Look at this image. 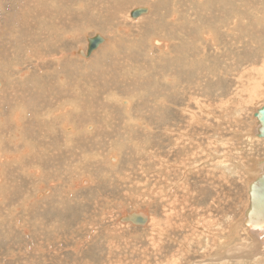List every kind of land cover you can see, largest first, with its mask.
<instances>
[{"label":"rangeland","instance_id":"374dc122","mask_svg":"<svg viewBox=\"0 0 264 264\" xmlns=\"http://www.w3.org/2000/svg\"><path fill=\"white\" fill-rule=\"evenodd\" d=\"M27 1H28V7L24 11V13L28 14L29 18L31 17L30 21L34 25L36 31L35 33L41 36V37H36L35 40L26 41L27 44H30L28 47L30 48V51L32 53L44 52V56L48 57L51 54L57 55V52L60 49H63L64 51L68 52L69 49L72 48L73 49L72 52H74V50L78 48L79 45L83 46V43L85 41L84 34L93 33V36L95 34H99L103 38L102 43L105 42L106 36L110 39L114 36L116 37L114 38L117 39L118 42V46L116 48L117 52L112 49H110L111 51H109L107 47L104 45L103 50L102 51L99 50V52H97V55H95L96 57L94 59H87L86 63H82L80 65H76L77 62L75 60L78 59L69 58L70 60H68L66 56L65 59L59 64L60 66H62V64L65 62L66 65L65 68L68 67L71 80L81 77V75L85 73L84 72L85 69L83 67H86L88 71H91V69L95 70V72L99 71L97 73H100L99 76L102 77V79L99 81L100 84L97 83L95 85L97 86L96 88L100 89L101 86H103L104 89H108L110 87H113L111 86V84L113 85V82L115 81L114 78L116 79L115 82L117 83L119 82L118 83L119 85L122 82L121 78L124 79L123 77H120L125 75L124 71L121 70L123 67L121 64L124 61L127 60L130 63V65L138 64L140 66L142 64L141 65L142 67H149L150 62L158 61V60H153V57L151 56L148 50L149 34L143 33L141 35L137 33V31H134L135 26H133L136 23L134 21H136L138 18L150 16L152 21L155 23V25L159 27V28L152 27L153 32H155V30L156 31L163 30L162 28H163L164 20L162 22L159 15L156 14L154 7L152 8L154 4L160 7L158 0H128L126 3L123 4L124 8L127 9H126V13H122L123 21L121 22V24H118L120 20L114 21L113 19H110L112 15L105 13L104 11L98 10L99 8H97V4H98V2H96L97 0H86V1L57 0L58 7L53 13H50L49 11L47 0H27ZM258 1L263 2L264 0L262 1L257 0L255 3H257ZM0 2L3 4V10H4L3 12H0V20L3 21L4 20L3 14L5 13L6 10L9 9L10 0H0ZM230 2H228L227 5ZM108 3H111V1H108ZM81 4L85 5V7L82 6ZM147 4H150L151 8L147 6ZM231 5H232L231 8L233 10H235V8L238 10L239 7L237 6L236 0L235 1L232 0ZM234 5H236L238 8L234 7ZM136 6H146L147 11L141 14L143 16L139 15V17L137 18H133L131 17V15L129 16L127 12L130 8L132 9L133 7ZM94 8L95 10H93ZM90 10L92 11V13ZM162 10L164 12L169 11L164 9ZM177 11L179 12V10ZM238 12L242 14L241 11ZM47 14L51 15L49 21L41 23L38 18L40 17L42 18ZM250 16H252V14H250L249 16L248 15L243 16L242 21L245 24H247V21H249L248 18H250ZM246 17H248L247 18L248 20H246ZM252 17L250 18L249 22L253 20ZM117 18L118 17H116V19ZM170 19L171 20L169 22L174 21L173 18ZM110 22H112V24ZM70 25H72L74 30L76 31L75 34H78L76 35V37L79 36L77 41L75 42L73 38L67 36V34L70 31L69 30ZM119 25L121 26V28ZM210 25L214 26L212 23ZM98 26L102 30L105 27L104 29L105 31L104 32L96 31V30H100L96 28ZM117 26L119 27V30L122 32L120 31L115 32V29L113 28H117ZM128 26H132V27H128ZM128 28H132V29H128ZM63 29L69 31H63ZM256 31L257 30L251 31V33L254 32L253 36L254 35L256 36H254L255 37L254 38L252 37L251 34L252 37L251 41L246 40L248 44L245 43L246 41L243 42V44L245 43L246 46L245 44L236 46L239 48V50H237V48H234L235 52L233 51L234 54L232 57L234 58L233 61L230 57L225 61L221 60V62L219 60H206V61L204 60L206 67L202 63L201 65L202 69L199 71L201 67H197L196 65L193 66H196L198 69L193 70L191 68V70H188L190 67L187 66L188 65L187 60H183L185 53H183L182 56H180V54L178 55V59L181 58V60H178L177 62H173L175 59L172 58L168 59L172 62L171 67H174V69H172L171 72L175 73L180 78L184 76L185 79L187 80L186 83H188L183 88H181L182 91L185 89L183 95V101H182L184 103L182 104H186V106L190 107L193 113L191 114L188 113L187 115L184 114L185 116H183V113L182 115L174 114V112L169 113L170 114L169 116H171L170 118L173 121V128L174 127L182 128L183 130H186L183 132H189L188 134L189 136L187 135V137H189L187 138V144L183 145L187 147L185 155H187L188 158L185 155H181L182 153L180 154L179 151H181L182 148L178 149L179 151L176 148H175L176 150L174 149V143H176L177 140L180 141L181 137L184 138V135L178 136L172 134L167 137L165 129L162 128L157 132V136L156 137L154 136L152 139L138 138L137 139L138 141L141 140L139 142V145L137 146L138 151H136L134 146H133L134 150L132 148H129L126 151V147L128 146L127 143H124L123 147H121L120 144L119 150L121 152V155L118 152V148L116 149L113 148L115 154L117 155L112 156L115 159L113 161L110 160L109 162L111 164L117 162L116 163L117 167L109 166L111 164L107 162V158H106L109 147L108 144H105L103 149H101L102 147L99 149L103 154L101 153V157L99 158V160L94 163V168L93 170H91V172L90 169H92L91 167L93 166L82 165L83 169H85V173L92 177L93 180L92 183L89 185L88 183L84 185L83 184L75 185L78 182V178L80 174L77 176H73L71 178V181L75 179V181L72 184L75 188L73 192H71L70 190H66V185L71 184V181L69 182L70 180L69 174L63 172L62 169L60 171V173L62 174L61 179L64 180H62L61 183L58 182L57 183L58 185H56L55 187L54 186L53 188L51 187V192L49 191L44 196H37L38 200L35 201V205L38 204L39 206L37 205V207H33L32 209H29L26 214H25L26 208L23 207L22 205V200H23L22 197L24 196V190L26 187L22 189V191H20L19 193L14 194L9 198H8V194H6L7 200L0 201V264H140V263L141 264H196L198 261L205 260L208 254L213 253V251H216L222 245H224V240L213 243L211 240L212 235H215L214 231L220 228L222 230L223 235H227L229 233L228 237H226V239L228 240L226 246L230 248L229 250L230 252H232L231 254L238 255V252L234 250H236L237 247H239V245L243 243V241H249V238L247 236L248 235L247 232L248 229L246 228L247 226L243 224V226L239 227V232L232 233V235H230L231 233L230 231H227L228 230L227 226L229 225L230 222L233 223V221L235 220L242 219L243 222L244 211L249 201L248 192H247L248 190L247 182L249 181L248 176L251 174V177H253V173L254 174L257 173L255 169L256 162L264 158V138H260V137L257 138L255 136H251L256 126V119L253 116V111L257 107L259 108L261 105L264 104V52H263L264 43H262L261 45L258 41L262 37L257 36L263 34L264 32L261 31L256 32ZM60 33L63 34L62 35L63 37H61L60 40H58V43L55 44L50 38L54 36L59 37ZM114 33H118V34L115 35ZM186 33H190V31ZM192 33L194 34L193 30ZM140 35L143 37L141 38ZM194 38H198L197 35H195ZM203 38L207 40L205 36ZM133 39L134 41L132 45L131 42ZM252 39H254L255 42ZM41 40H43L44 45H40ZM262 40L264 39H261L260 42H264ZM138 42L139 43L143 42V43H140L139 45ZM256 42H258L259 45H261L263 51L260 49L259 46H257L258 43ZM129 44L132 45L133 48H131L130 51H127L126 46H129ZM154 45L159 46L157 44ZM250 47L251 50L253 51L255 50L254 53L256 52L257 54H254L253 51L251 50L249 51L248 49H250ZM25 48L26 46L24 47L22 45L20 46V49L22 51H24ZM137 48L139 49L137 50ZM240 50L242 51L239 52ZM157 51L158 50H156V54ZM248 51L250 52L249 56H248L249 53ZM237 52L240 54L236 55L238 54ZM142 57L144 60L142 59ZM156 57H158V54ZM163 58L164 61L162 62V64L164 65L168 60L167 57H163ZM243 58L245 61L242 60L243 62H241V59ZM27 60H28L27 65L32 68H36L37 65L47 67L50 66L52 63H55L52 60H48V59L35 60L33 58L27 57ZM229 60H231V62ZM238 60L240 61L238 62ZM214 61L217 62L214 63ZM210 62H212V65L214 67H217L219 69L215 68L216 70L211 69L209 71L210 67L209 68L207 67ZM221 63L223 64L222 65L223 68H221L222 67ZM230 63L233 64V65L231 64V67L229 65ZM216 64L217 65L220 64V65L217 66ZM235 66H237L238 70ZM20 67L21 69L23 68L22 65ZM226 67L228 69H226ZM229 68L231 70L230 75L229 73H227V71H229ZM225 69L227 71H225ZM234 69H236V71ZM16 70H17L16 68L11 69V71L14 72L12 76V79H14V81L9 80L7 75L4 74L3 72L2 74H0V82L3 79V76H5L7 79L6 84L8 86H13L15 81L20 77L19 74L17 76L15 75ZM55 70L57 71V68H55ZM150 70L151 72L149 73ZM156 70H158V68L151 67L148 70V75L147 72L144 76L139 74L143 77H137L135 80H129V82L131 84L138 83V85H141V87L145 86V90H149L150 85L148 84V82H150L149 81L150 78L147 76L151 74V78H153V75L157 72ZM247 70L248 72L249 70H251L249 72L250 75L248 74ZM252 70L253 72H255V75L253 74ZM201 71L203 72V75L205 74L204 71L205 72L208 71V72L204 76H202ZM95 72L93 71L91 75L88 74L86 77L88 76L90 78H92L91 76L95 77L97 74ZM158 73H159L158 74L159 76H157L158 78L154 77L152 81L156 80V82L161 83L162 73H160V71ZM220 73L222 75H220ZM102 74L103 76L105 75V77H103ZM65 75H67V69H65ZM199 75L202 77H200ZM224 77H227L228 79L227 78L225 79ZM237 77L238 78L242 77L241 80L243 81L240 80L236 82ZM106 78L108 79V81ZM112 80L113 82H111ZM58 83L60 85V82ZM78 83H80V81H78ZM122 83L126 84V81ZM16 85H17V89H19L20 91H25L28 89L32 90V95L35 98H37L36 105L41 109H44L47 106H54L56 104L55 102L58 98V87L34 86L33 83L30 81V77L27 74V71L23 75L22 81L17 83ZM118 86L116 89H118L119 93L122 95L128 94L130 92L129 90L131 91L133 90L132 87H129L128 90H124ZM241 88L243 89L241 90ZM155 89L156 90L154 91V94L153 93L151 94L149 90L150 95L148 94L143 95L144 99L143 97L142 98L137 97V100L139 101L140 99H143L144 101L143 100L141 101L143 102L146 101L145 103L147 105H149L150 107H154L153 105L155 104L153 102L157 104L155 97L156 98L161 97L162 95L159 94H162L163 92L166 91L165 89L162 90L158 87H156ZM239 89L240 92L238 91ZM94 90L95 89L93 87V91ZM197 90H198V94H197ZM92 92L90 93V91H88V94L89 95L91 94L90 96H92L93 95ZM157 93H159L158 96ZM177 94H179V91ZM153 95L154 97L152 98ZM151 98L154 100H152ZM196 98L198 100V104L196 103ZM192 101L194 104H192ZM189 103H191V105ZM199 104L202 105L200 106ZM193 105L194 106L197 105V106L194 107ZM167 106L169 105L167 104ZM167 106L165 104V107L162 109L168 108ZM115 107L118 112L119 111L121 112L119 106L116 103H115ZM154 108L155 110H157L158 106ZM216 108L218 109L216 110ZM202 109L203 111L204 110L206 111L203 112L204 114L202 113ZM197 110H199L200 112ZM9 112L2 111L0 115L2 118L5 119L6 116L9 114ZM14 112L16 111L14 110ZM76 114L78 113L72 112V115H76ZM192 114H194L195 116H192ZM152 117H151V121H153ZM197 119H198V123H200V124L197 123L198 125L196 124ZM0 124H2V122ZM166 124H168L169 126L168 122ZM194 125L195 128L193 129ZM29 128L31 127L29 126ZM194 130H196V133H193ZM161 131H165V134L163 132L161 133ZM145 134L147 135L148 133ZM139 135L142 137L145 136L143 134H139ZM29 137L31 138V140H33V142H39L40 146H42L43 142L45 141L43 137H38L37 133H34L32 137L29 135ZM53 137H56V135H54ZM58 138H60V136H58ZM219 138H222L223 140L220 141ZM109 139L111 140V138ZM123 141L124 139H122V143ZM182 141L184 140L182 139ZM220 143H222L223 145H221ZM149 149L152 151V153H150V155H147V151H149ZM172 149H174L175 151H173ZM187 151L189 152V154ZM216 153L219 155V156L217 155L218 157L216 156ZM125 154L128 155L125 156ZM178 154L180 156H178ZM196 155L198 158L196 157ZM117 157H118V161H117ZM177 158L179 159L177 161L181 160L180 161L181 164L186 163L183 166L187 167V169H185L184 167H176V166L169 167V163H171ZM192 158L194 159L193 161ZM141 159L142 162H139ZM161 159L163 160L165 159L164 164L163 162H159L161 161ZM186 159H188V162ZM216 160L217 162L226 161L228 162V164L234 165V167L236 166L234 173H226V171L225 172L222 171L221 167L219 168V165H217ZM21 161H18L17 163H13V164H9V162L11 161L6 162V164L3 166V169L5 168L3 173L6 176V180L8 181L10 179H20L19 181L24 180L27 182V184H29V179L27 177L28 175L25 172V168L28 167H25L22 170V172H21V167L23 166V164H29L31 162V158L30 161L24 159L22 164L19 165ZM200 161H202L203 164ZM214 161L216 162V164ZM190 162L192 163L189 164ZM198 162L200 164L196 165V167L195 166L193 167V165L195 163L197 164ZM211 163H213L214 165H211ZM45 164H46L44 167L45 171L41 172V176L39 178L30 176L32 177V180H36L40 182L41 181L47 182L49 180H53L52 179L53 176H51L50 174H53L55 176V173L53 172L54 169L48 170V169H52L50 162ZM145 164H147L148 166ZM95 165H98L99 168L98 166L96 167ZM164 166H166L167 168L166 167L165 168L169 170L167 171L168 172L167 175L164 173V171L162 172L161 170L159 171L158 169V168L161 169V167ZM86 168L89 170H86ZM146 169H148V174L146 172L147 171ZM153 169L155 173L153 172ZM248 169L250 174L248 173V171H246ZM144 171L146 172V174ZM159 172H161L160 175L158 174ZM149 175H151L152 177ZM144 176L145 178H142ZM119 177L120 178L125 177V178L120 180ZM137 177H139V180ZM161 177L162 178L164 177L163 178L164 180ZM156 178L157 179L159 178V180H157ZM128 180L129 181L132 180V181L129 182ZM127 181L129 183H127ZM147 181L149 183L152 181L150 183V186L152 185V188L150 186H147L149 185ZM133 182H137L136 184L137 187H134ZM138 183H140V185H142L143 183V186H140L138 188L139 186ZM49 185L50 184H47L48 187H50ZM164 185H166V187ZM168 185H169V189H168ZM21 187H23V184L21 185ZM125 187L126 189H124ZM141 187L142 188L145 187V189L143 188L144 189L143 190ZM149 187L151 189H149ZM120 188L123 190H120ZM130 188L132 191L130 190ZM158 188L161 189L159 190ZM162 189H164V192L162 191ZM31 191L32 192L34 191L33 193H35V189L32 190V187L30 186L29 192ZM137 191L138 192L140 191L139 194H137L138 193ZM5 192L7 191H4V193ZM122 192H124L125 194H122ZM126 192L128 193L126 194ZM157 192L158 193L163 192V193L160 196V193L158 194ZM134 194H137L135 195V197L136 196L138 197L135 198ZM157 194L158 197H156ZM168 195L170 198L168 197ZM165 196L166 198L169 199H166ZM0 198H3L2 192H0ZM11 201L14 202V206L16 207L15 210L11 209ZM181 203L183 206L181 205ZM163 205L166 208L169 207V209L167 208L164 210L165 207ZM135 209H146L147 213L151 215L152 218L151 220L154 221L150 220L147 226H143V225L140 226L131 223L121 224L120 222H118L117 217L120 216L119 214H121L120 212L122 210L125 213H128ZM178 209H179V213H178ZM9 210L12 211L11 215H5V213ZM172 211L176 213V215L173 214ZM109 212L111 214H109ZM160 212L163 215H161ZM22 216L25 218L23 224L20 223V220H17L18 217H22ZM176 216L178 218H176ZM165 217H167L169 220H167V218ZM16 222L22 224L25 228H27L26 230L28 231L26 232L21 231L22 227L20 225H15ZM172 222L173 224L175 222V226L173 227H172L173 225ZM151 226L153 227V229ZM155 226L157 228H155ZM159 228L162 230H160ZM177 228L178 229L180 228L181 230L180 229L177 230ZM171 230L174 232H172ZM206 231L208 232L206 233ZM208 235H210V237ZM164 237L166 238L167 241L164 240L165 239ZM147 239L149 241H147ZM208 239H210L209 240L210 242L207 241ZM201 241L203 244L206 243V245L205 246L202 245ZM40 245L44 249L43 253H40L39 251ZM48 248L50 249L48 250ZM156 248L158 250L157 252H156ZM207 252L208 254H206ZM255 260L256 263L258 262V264H260L261 256L260 255L256 256Z\"/></svg>","mask_w":264,"mask_h":264},{"label":"bare ground","instance_id":"6f19581e","mask_svg":"<svg viewBox=\"0 0 264 264\" xmlns=\"http://www.w3.org/2000/svg\"><path fill=\"white\" fill-rule=\"evenodd\" d=\"M108 1H111V3H108ZM127 1L128 0H107V1L97 0L96 2H98V4H97V8H99L98 10L104 11L105 13L112 15L110 19H113L114 21L120 20L118 22V24H121V22L123 21L122 20L123 19L122 13H126V9H127V8H124L123 4L126 3ZM227 1L228 2L231 1V2L227 5V3H228ZM233 1H235V0H233ZM256 1H253V0L252 1L251 0H236L237 6L239 8L236 5H234V7L238 8V10L235 8V10H236L235 11L231 8L232 0H206V1L205 0H203V1L202 0H158V3L162 9L169 10L168 12H164L156 4H154L152 6V8L154 7L156 14L159 15L162 22L164 20L162 29L165 31H163V30L156 31L155 30V32H153L152 27H155V28H159V27H157L155 25V23L152 21L150 16L138 18L136 21H134L136 23L133 25V26H135L134 31H137V33H139L141 35L143 33L149 34L148 50H149L151 56L153 57V60H158V61L150 62L149 67H142L141 66L142 64L140 66L138 64H137L138 66L136 64L130 65V63L125 59L128 63L126 61H124L121 64L123 66L121 70L124 71V74L126 76L124 75V76H120V77L124 78V79L121 78V80H122V82L126 81V84L121 82L122 84L120 83V85H119L118 84L119 82L118 83L115 82L116 79L114 78L115 81L114 82H113V80L111 81V82H113V85L111 84V86H113V87H110V88L107 87L108 89H104L103 86H101L102 89L101 88L98 89V88H96L97 86H95V85L97 83L100 84L99 81L102 79V77L99 76L100 73H97L99 71L95 72V70H93V69H91V71H88L86 67H83L85 69L84 72L87 74L83 73L81 75V77L77 78L78 80L77 79L71 80L68 67L65 68L66 67L65 62L62 64V66H60L59 63H61L65 59L66 56H67L68 60H70L69 58L78 59V60H75L77 62V64L75 63L76 65L86 63L87 59H94L96 57L95 55H97V52H99V50H101V51L103 50L104 45L107 47V49L109 51H111L110 49H112V50L117 52L116 48L118 46V42H117V39H115L116 37L114 36L115 38L112 37L110 39L107 36H106L107 38L105 36H103V37H105L106 40L104 43H102L103 38L101 37V35L95 34V35H99L101 37V41L99 42L97 47L92 50V52L90 53L89 56L87 55V42H88L89 38H92L95 36V35L93 36V33L92 34H84L85 41L83 43V46L79 45V47L76 48L74 50V52H72L73 51L72 48H70L68 52L64 51L63 49H60L59 51L57 50L58 51L57 55L51 54L48 57L44 56V52L32 53L30 51V48L28 47L30 44H27L26 41L35 40L36 37H41V36L35 33L36 31H35L34 25L30 21L31 17L29 18L28 14L24 13V11L28 7V1L27 0H10L9 9L6 10L5 13L3 14L4 20L3 21L0 20V74H2L4 72V74L7 75L9 80L14 81V79H12L14 72H12L11 69L16 68L17 70L15 71V75L17 76L19 74L20 75L19 78H21V79L18 78L15 81L13 86H8L6 84L7 79L5 76H3V79L0 82V103H1L0 104V114L2 113V111H6V112L10 111L5 119L2 118L0 115V123L2 122V124H0V192H2V194H3V198H0V201H4V200L6 201L7 200L6 194H8V198H9L14 194L19 193L20 191H22V189H24L26 187L24 190V196L22 197L23 198L22 205H23V207L26 208V211H25V214H26L29 209H32L33 207H37L38 204L35 205V201L38 200L37 196H44L49 191L51 192V187L52 188H53V186L55 187L56 185H58L57 184L58 182L61 183V181L64 180V179H61L62 174L60 173V171L62 169H63V172H66L67 174H69V176H70V180L68 177L69 182L71 181V178L73 176H77L80 174L79 178H78V182L75 185H80V184L84 185L87 183L89 185L93 181L92 177L85 173V169H83L82 165L93 166V167H91L92 169H90V172H91V170H93V168H94V163L96 161H98L99 158L101 157L102 152L99 150L101 147H102L101 149H103L105 144H108L109 149L107 151L106 158H107V162L110 163L109 162L110 160L113 161L115 159L112 156L117 155V154H115V151L113 150V148L114 149L118 148V152L121 155V152L119 150L120 149L119 146L121 144V147H123V144L127 143L128 146L126 147V151L129 148H132L133 150L135 148L136 151H138L137 146L139 145V142L141 141V140L138 141L137 140L138 138H140V139L141 138L142 139H146V138L150 139L151 138L152 139L154 136L155 137L157 136V132L159 130H161L162 128L165 129L167 137L172 135V134L178 135V136L184 135L185 139L181 137L184 141H182L181 138H180V141L177 140V142L174 143V149L176 148L178 150V149L182 148L181 151H179V150L178 151L180 152V154L182 153L181 155H185L187 147L183 146V145L187 144V138H189V137H187V135L189 134V132H183L186 130H183L182 128H176V127L173 128V121L171 120V118H170L171 116H169L170 115L169 113L174 112V114H177V115H179V114L182 115V113H183V116H185L184 114L187 115L188 113H190V114L193 113L190 107L186 106V104H182V103H184L182 101H183V95H184L185 89L182 91L181 88H183L188 83H186L187 80L185 79L184 76L182 78H180L175 73L171 72V70L174 69V67H171L172 62L168 59L172 58V59H175L173 62H177L178 60H181V58L178 59V55L180 54V56H182V54L185 53L183 60H187V63H188L187 66L190 67L188 70H191V68L193 70H196V69H198L197 67H201L202 63L205 66L204 60L205 61L206 60H219L221 62V60L225 61L230 57L233 61L234 58H232V57L234 55L233 54L234 48H237V50H239V48L236 46L242 45L243 42L246 40L251 41V38L256 36V35L253 36L254 32L251 33V31L257 30L258 32L259 31L264 32V1L263 2H259V1L257 2L261 6L257 3H255ZM47 5L49 7L50 13H53L56 10V8L58 7L57 0H47ZM82 6L85 7V5H82ZM147 6H149L151 8L150 4H147ZM79 7H80V5H79ZM136 7H146V6H136ZM136 7H133L132 9H134ZM0 8H1L0 12H3L4 11L3 10V4L1 2H0ZM132 9L130 8L127 12V14L129 16H130V12ZM84 10H86V9H84ZM93 10H95V8ZM177 10H179L180 13ZM238 11H241L243 15ZM91 13H92V11H91ZM250 14H252L253 17L250 16V18L252 17L253 20H251V22H249L250 18L246 17V20L249 19V21H247V24H245L242 21V17L247 16V15L249 16ZM124 15H126V14H124ZM141 16H143V15H141ZM50 17H51V15L47 14L46 16H43L42 18L40 17L38 19L40 20L41 23H43V22L49 21ZM116 17H118L120 19H118V18L116 19ZM137 17H139V16H137ZM137 17H133V18H137ZM169 17L173 18L174 21L169 22L171 20ZM110 23L112 24V22H110ZM211 23L214 26H211L210 25ZM128 27H132V26H128ZM210 27H212V28H210ZM96 28L100 29V30H96V31H101V32L105 31L104 30L105 27L103 28V30L99 26ZM120 28H121V26H120ZM113 29H115V32L120 31L118 26H117V28H113ZM128 29H132V28H128ZM69 30L63 29V31H69L67 36H69L70 38H73L74 42L77 41L79 36L76 37V35H78V34H75L76 31L74 30L72 25H70ZM192 30L194 31V34L192 33ZM188 31H190V33H186ZM120 32H122V31H120ZM56 34H57V32H56ZM114 34L116 35L118 33H114ZM119 34H121V33H119ZM251 34H252V37H251ZM62 35L63 34L60 33L59 37L54 36V37H51L50 39L56 44V43H58V40H60V38L63 37ZM195 35H197L198 38H194ZM204 36L206 37L207 40H205L203 38ZM257 36L262 37V38H260V40L264 39V33L261 35H257ZM142 37L143 36H141V38ZM257 39H256V41H257ZM252 40L254 41V39H252ZM260 40L258 42L262 45V43H264V42H260ZM133 41H134V39L131 42L132 45H133ZM137 41H138V38H137ZM262 41H264V40H262ZM135 42H136V40H135ZM258 42H256V43H258ZM140 43H143V42H140ZM140 43H139V45H140ZM245 43H247V41ZM259 43L257 46H259L260 49L262 50L261 45H259ZM154 44H157L159 46H155ZM21 45L23 47L26 46L24 51H22L20 49ZM40 45H44L43 40H41ZM132 45L129 44V46H126L127 51H130V49L133 48ZM245 46H246V44H245ZM244 48H246V47H244ZM138 49L139 48H137V50ZM255 49H256V47H255ZM156 50H158L157 51L158 57H156L157 56ZM248 50L250 51L251 47ZM241 51L242 50H240L239 52H241ZM251 51H253V50H251ZM254 51H253V53H254ZM80 52L82 54H80ZM239 54L240 53H238L236 55H239ZM244 54H245V52H244ZM254 54H257V53L255 52ZM249 55H250V52L248 53V56ZM253 56H255V55H253ZM27 57L33 58L35 60L48 59V60H52L55 63H52L50 66H47V67L37 65L36 68H32V67L27 65V63H28ZM119 57H120V55H119ZM163 57H167V60H168L164 65L162 64V62L164 61ZM237 57H239V56H237ZM262 58H263V56H262ZM142 59H143V57H142ZM256 59H258V58H256ZM143 60H142V63H143ZM145 60H146V58H145ZM242 60L245 61L244 58L241 59V62H243ZM229 61L231 62V60H229ZM239 61L240 60H238V62ZM216 62L217 61H214V63H216ZM231 64L232 63L229 64L230 67H231ZM241 64H244V63H241ZM241 64H240V67H241ZM21 65L23 67L22 68L23 70L20 67ZM193 65H196L197 67L193 66ZM218 65H220V64H218ZM222 65L223 64L221 63V66ZM151 67L158 68V70H156L157 72L155 71L156 73L155 74L153 73L154 74L153 78L159 76L158 72L160 71V73H162V75H161L162 81H161V83L156 82V80L152 81L153 78H151V74H149V76H147V77L150 78V79L148 78L150 82H148V81L147 82L150 85V87H149L150 93L154 94L156 87H158L162 90L163 89L166 90L163 93L161 92L162 94H159L160 92L157 93V96L159 94V95H162L161 97H158V98L155 97L157 104L155 102H153L155 105H153V104L152 105L154 107L158 106L157 110H155L154 107H150L149 105H147L145 103L146 101L143 102L144 101L143 95H146V94L150 95L149 90H145V86L141 87V85H138V83L131 84L129 82V80H135L137 77H143L146 74V72L148 75V70ZM213 67L214 66L212 65V62H210L207 68H209V71L211 69L216 70L215 68H217V67H214V68ZM235 67L237 68V66H235ZM55 68H57V71L55 70ZM221 68H223V66ZM232 68H234V67H232ZM65 69H67V75H65ZM97 69H99V68H97ZM100 69H101V67H100ZM165 69H166V71H165ZM201 69H202V67L199 69V71ZM217 69H219V68H217ZM226 69H228V68L226 67ZM226 69H225V71H227ZM234 70L236 71V69H234ZM237 70H238V68H237ZM257 70H260V69H257ZM26 71L30 77V81L33 83L34 86H39V87L57 86L58 87V98H57V100L55 102L56 104L54 106H47L44 109H41L40 107H37V105H36L37 104V98H35L32 95V90L28 89L25 91H20L19 89H17L16 84L22 81V77ZM93 71L95 73H97L98 75L96 74L95 77L91 76L92 78H90L89 76L86 77L88 74L91 75V73ZM100 71H103V70H100ZM250 71L251 70H249V72ZM118 72H120V71H118ZM150 72H151V70L149 71V73ZM207 72L204 71L205 74ZM230 72H231V70L229 68V71H227V73H229V75H230L231 74ZM247 72H248V70H247ZM247 72H246V74H247ZM249 72H248V74L250 75ZM252 72H253V70H252ZM256 73H258V72H256ZM139 74H141L143 76H141ZM253 74L255 75V72H253ZM204 75L202 72V76H204ZM220 75H222V74L220 73ZM102 76H103V74H102ZM111 76H113V75H111ZM202 76H200V77H202ZM103 77H105V75ZM117 77H118V75H117ZM224 78L226 79L227 77H224ZM241 79H242V77H239V78L237 77L236 82L240 81ZM78 81H80V83H78ZM107 81H108V79H107ZM213 81H215V80H213ZM241 81H243V80H241ZM58 82H60V85ZM101 82H103V81H101ZM143 85H145V84H143ZM117 86L124 89V90H128L129 87H132L133 90L132 91L129 90L130 92L128 94L122 95L119 93L118 89H116ZM93 87L95 89L94 91H93ZM242 89L243 88H241V90ZM88 91H90V93L93 91L92 92L93 95L90 96L91 94L89 95ZM178 91H179V94H177ZM238 91L240 92V89ZM166 94H167V96H166ZM197 94H198V90H197ZM139 95H141V96H139ZM137 97H140V98L143 97V99H140L138 101ZM153 97H154V95L152 96V98ZM141 100H143V101H141ZM152 100H154V99H152ZM115 103L119 106V109L121 110V112L120 111L118 112L116 110ZM196 103L198 104L197 98H196ZM165 104H166V106H167V104L170 106V107L167 106L169 109L168 108L162 109L165 107ZM189 104L191 105V103H189ZM192 104H194L193 101H192ZM196 106H194V107H196ZM203 109H202V113L206 112L205 110L203 111ZM217 109L218 108H216V110ZM14 110L16 112H14ZM197 111H199V110H197ZM72 112H77L78 114L72 115ZM208 113H210V112H208ZM192 116H195V115L192 114ZM87 117H89V118H87ZM151 117L153 118V121H151ZM198 119L196 120V124L198 123ZM167 122L169 123V126H168V124H166ZM198 124H200V123H198ZM184 125H186V124H184ZM203 125H205V124H203ZM29 126L31 128H29ZM191 127H193V126H191ZM194 128H195V125H194L193 129ZM202 128H204V127H202ZM196 130H194L193 133H196ZM252 130H253V128H252ZM165 131H161V133L163 132L165 134ZM254 131H255V129L253 130V132L251 131L252 132L251 136H255ZM33 132L37 133L38 137L44 138L45 141L43 142L42 146L39 145V142H33V140H31V138L29 137V135L31 137L33 136V134H34ZM145 133H148V134L146 135ZM139 134H143L145 136L142 137ZM54 135H56V137H53ZM197 135H200V134H197ZM203 135H205V134H203ZM58 136H60V138H58ZM193 136H195V135H193ZM255 137H257V136H255ZM109 138H111V140ZM122 139H124L123 143H122ZM219 139H220V141L223 140L222 138H219ZM18 144H19V147H18ZM197 144H198V142H197ZM220 144L223 145L222 143H220ZM133 146H134V148H133ZM174 149H172V150L175 151L176 149L175 150ZM207 149H209V148H207ZM77 153L79 156L77 155ZM150 153H152V151L149 149V151H147V155H150ZM24 154H26V155H24ZM188 154H189V152H188ZM120 155H119V157H120ZM127 155L128 154H125V156H127ZM217 155L218 154L216 153V156ZM80 156H81V159H80ZM178 156H180V155L178 154ZM185 156L187 157V155H185ZM196 157H197V155H196ZM30 158H31V162L29 164H23V166L21 167V172L25 167H28V168H25V172L28 175L27 177L29 179V184H27V182L24 180L19 181L20 179H10L9 181L6 180V176L3 173V171L5 169V168L3 169V166L6 164V162L11 161V162H9V164H13V163H17L18 161L22 160L19 164V165H21L22 162L24 161V159H27V161H30ZM179 158H181V157H179ZM220 159H221V157H220ZM157 160H158V158H157ZM164 160L161 159V161H159V162H163V164H164ZM177 160H179V159L177 158L174 161H172L171 163H169V167H173V166L184 167L183 165H185L186 163L181 164V162H180L181 160L180 161H177ZM186 160L188 162V159H186ZM193 160L194 159L192 158V161ZM117 161H118V157H117ZM218 161H219V159H218ZM48 162H50V165L52 168V169H48V170L54 169L53 172L55 173V176L53 174H50L51 176H53V178H52L53 180H49L47 182H44V181L40 182V181L32 180V177H30V176H34V177L39 178L41 176V172L45 171V168H44L46 165L45 163H48ZM139 162H142V159ZM200 162L202 163V161H200ZM216 162H217V160H216ZM216 162H215V164H216ZM257 162H256V168L254 167L256 169L257 173H255V174L253 173V177H251V174L249 173V169L246 170L250 174L248 176L249 181L247 182V189H248V183L250 181H252L254 179V177L257 176V174L259 172ZM116 163H114V164L110 163L111 165H109V166L117 167ZM191 163L192 162H190L189 164H191ZM154 164H155V162H154ZM199 164H200L199 162L197 164L195 163L193 165V167L194 166L196 167V165H199ZM145 165H147V164H145ZM211 165H214V164L211 163ZM217 165H219V168L221 167L222 171H224V172L226 171V173H234L235 167H236V166L234 167V165L228 164V162H226V161L217 162ZM95 166L97 167L98 165H95ZM187 166H189V165H187ZM165 167L166 166L161 167V169L160 168H158V169H159V171L160 170L162 172L164 171V173L167 175L168 174L167 171H169V170H167L166 169L167 167L166 168ZM98 168H99V166H98ZM184 168L187 169V167H184ZM148 169H146L147 174H148ZM86 170H89V169L86 168ZM155 170H156V168H155ZM146 172H145V174H146ZM153 172H154V169H153ZM160 173L161 172H159L158 174L160 175ZM150 174H151V172H150ZM149 176H151V175H149ZM152 176H153V174H152ZM124 178L122 177V178H120V180L124 179ZM134 178H136V177H134ZM137 178L139 180V177H137ZM142 178H145V176ZM159 178L158 179L156 178V179L159 180ZM167 180H166V183H167ZM74 181H75V179L71 181V184L66 185V190H70L71 192H73V190L75 189L74 186L72 185ZM128 181H127V183L131 182L132 180L129 182ZM122 182H123V180H122ZM150 183L148 182L149 185H147V186H150ZM22 184H23V187H21ZM47 184H50L49 185L50 187H48ZM133 184H134V187H137V185H136L137 182H133ZM138 184H139L138 188L140 186H143V183H142V185H140V183H138ZM153 184H155V183H153ZM161 185H163V184H161ZM30 186L32 187V190L35 189V193H33L34 191L29 192ZM145 186H146V184H145ZM153 186H155V185H153ZM157 186H159V185H157ZM164 186L166 187V185H164ZM129 187H131V186H129ZM150 187L152 188V185ZM150 187H149V189H151ZM143 188L145 189V187H143ZM124 189H126V187ZM153 189H155V188H153ZM158 189H157V191H158ZM168 189H169V185H168ZM120 190H123V189L120 188ZM130 190H131V188H130ZM4 191H7V192L4 193ZM162 191L164 192V189H162ZM128 192H129V189H128ZM128 192H126V194ZM139 192L137 194H139ZM163 192H161V193L159 192L160 196ZM122 194H125V193L122 192ZM137 194H134V197ZM158 194L156 197H158ZM46 196H48V195H46ZM166 196H165V198H166ZM137 197L138 196H136L135 198H137ZM168 197H169V195H168ZM169 198H166V199H169ZM184 199H186V198H184ZM184 199H183V201H184ZM175 200H176V198H175ZM182 203H181V205H182ZM248 203H249V201H248ZM248 203L246 205V208L248 206ZM167 208L169 209V207H167ZM167 208L165 207L164 210ZM175 208H176V206H175ZM11 209L12 210L16 209L13 201H11ZM179 209H178V213H179ZM133 211L144 213L147 216L146 223L143 226H147V224L152 219L151 215L149 213H147L146 209H135ZM11 212L12 211L9 210L5 213V215H11ZM120 213H121V214H119L120 216L125 214V212L123 210ZM109 214H111V213L109 212ZM160 214H161V212H160ZM173 214L176 215V213H174V212H173ZM161 215H163V214H161ZM120 216H118L117 218H118V222H120L121 224L122 223H124V224L131 223V222L119 221ZM174 217H173V219H174ZM165 218H167V217H165ZM176 218H178V217L176 216ZM17 220H20V223L23 224L25 221V218L22 216V217H18ZM156 220H158V219H156ZM167 220H169V219L167 218ZM151 221H154V220H151ZM22 224H19V222H16L15 225H20L22 227L21 231H23V232L28 231V230H26L27 228H25ZM172 224H173V222H172ZM243 224L244 223L242 222V219L235 220V221H233V223L230 222L229 225L227 226V229H228L227 231L231 232L230 235H232V233H238L239 227L243 226ZM80 225H83V224H80ZM173 226H175V222L172 225V227ZM164 227H166V226H164ZM155 228H157V227L155 226ZM169 228H171V227H169ZM246 228L248 229L247 230V232H248L247 236L249 238V241H243V243L240 244L236 250H234V251L238 252V255H234V254L232 255L231 254L232 252H230V250H229L230 248L226 246V243L228 241L226 239V237H228L229 233L227 235H223L221 228L220 229L215 228L216 229V231H214L215 235H212V239H211L212 243L224 240V245H222L216 251H213V253H211V254H208V252H207L206 253V254H208L207 258L205 260L198 261L196 264H231V263H234V264H258V262L256 263V260H255L256 256H258V255L261 256V263L260 264H264V232L260 233V231L253 230V229L249 228L248 226ZM152 229H153V227H152ZM179 229L177 228V230H179ZM160 230H162V229H160ZM172 230H173V228H172ZM205 230H206V228H205ZM172 232H174V231H172ZM207 232L208 231H206V233ZM160 233H161V231H160ZM160 233H158V234H160ZM152 235H154V234H152ZM158 236H160V235H158ZM208 236L210 237V235H208ZM203 237H205V236H203ZM209 237H206V238H209ZM164 240H166V238ZM209 240L210 239H208L207 241H209ZM147 241H149V240L147 239ZM202 241H201V243H202ZM150 245H152V244H150ZM202 245L205 246L206 243L205 244L202 243ZM49 249L50 248H48V250ZM39 251H40V253L44 252V249L41 247V245H40ZM157 251L158 250L156 248V252ZM108 259H110V258H108Z\"/></svg>","mask_w":264,"mask_h":264},{"label":"water","instance_id":"95a60500","mask_svg":"<svg viewBox=\"0 0 264 264\" xmlns=\"http://www.w3.org/2000/svg\"><path fill=\"white\" fill-rule=\"evenodd\" d=\"M147 11L146 7H136L131 10V17H137ZM101 37L95 35L88 39L87 42V55L94 48L97 47ZM80 54H82L80 52ZM253 116L256 119V126L254 135L260 138H264V104L259 108H256L253 112ZM259 172L252 181L248 183V199L249 203L244 211L243 223L253 230L264 232V158L257 162ZM147 216L141 212H128L119 217L121 222H131L135 225H144L146 223Z\"/></svg>","mask_w":264,"mask_h":264}]
</instances>
